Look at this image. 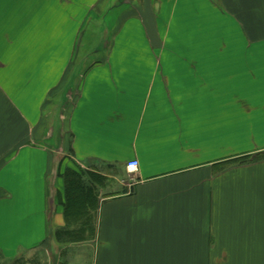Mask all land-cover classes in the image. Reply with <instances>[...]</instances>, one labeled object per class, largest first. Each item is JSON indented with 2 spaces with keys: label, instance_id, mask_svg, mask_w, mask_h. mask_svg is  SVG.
I'll use <instances>...</instances> for the list:
<instances>
[{
  "label": "crops",
  "instance_id": "1",
  "mask_svg": "<svg viewBox=\"0 0 264 264\" xmlns=\"http://www.w3.org/2000/svg\"><path fill=\"white\" fill-rule=\"evenodd\" d=\"M262 153L264 0H0V264H264Z\"/></svg>",
  "mask_w": 264,
  "mask_h": 264
},
{
  "label": "trees",
  "instance_id": "2",
  "mask_svg": "<svg viewBox=\"0 0 264 264\" xmlns=\"http://www.w3.org/2000/svg\"><path fill=\"white\" fill-rule=\"evenodd\" d=\"M264 159V153L256 156H246L240 163L254 162ZM103 176L88 170H78L67 168L64 172L66 189V218L77 225L70 234L81 235L92 229L93 231V211L99 206V191L92 183L94 178L102 179ZM95 182V181H94ZM96 183V182H95ZM79 224V225H78ZM0 257L2 252L0 251Z\"/></svg>",
  "mask_w": 264,
  "mask_h": 264
},
{
  "label": "built area",
  "instance_id": "3",
  "mask_svg": "<svg viewBox=\"0 0 264 264\" xmlns=\"http://www.w3.org/2000/svg\"><path fill=\"white\" fill-rule=\"evenodd\" d=\"M139 162L137 160H132L128 163V169L130 171L136 170L138 168ZM135 183V180L131 179V181L128 183L129 188H132L133 184Z\"/></svg>",
  "mask_w": 264,
  "mask_h": 264
},
{
  "label": "rangeland",
  "instance_id": "4",
  "mask_svg": "<svg viewBox=\"0 0 264 264\" xmlns=\"http://www.w3.org/2000/svg\"><path fill=\"white\" fill-rule=\"evenodd\" d=\"M102 39L100 40L99 38H96V39H94V40H92V46L94 47V46H97V45H99V44H102ZM93 58H97V56H95L94 54H92V61H93ZM62 98V97H61ZM61 98H55L54 99V101H57V100H59V101H61ZM57 99V100H56ZM52 106V105H51ZM49 107L50 109L51 108H53V107ZM47 143H49V142H47ZM83 169V168H82ZM115 177H117V178H119V179H121V176H118V175H116ZM35 254H33V255H29V256H34Z\"/></svg>",
  "mask_w": 264,
  "mask_h": 264
}]
</instances>
